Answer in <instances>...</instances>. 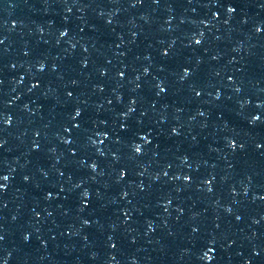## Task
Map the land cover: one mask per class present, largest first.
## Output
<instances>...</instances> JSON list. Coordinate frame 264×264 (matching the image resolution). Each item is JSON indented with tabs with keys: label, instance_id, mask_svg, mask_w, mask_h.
<instances>
[{
	"label": "water",
	"instance_id": "water-1",
	"mask_svg": "<svg viewBox=\"0 0 264 264\" xmlns=\"http://www.w3.org/2000/svg\"><path fill=\"white\" fill-rule=\"evenodd\" d=\"M262 125L264 0H0V264H101Z\"/></svg>",
	"mask_w": 264,
	"mask_h": 264
},
{
	"label": "snow or ice",
	"instance_id": "snow-or-ice-1",
	"mask_svg": "<svg viewBox=\"0 0 264 264\" xmlns=\"http://www.w3.org/2000/svg\"><path fill=\"white\" fill-rule=\"evenodd\" d=\"M137 151H139V148H137Z\"/></svg>",
	"mask_w": 264,
	"mask_h": 264
}]
</instances>
